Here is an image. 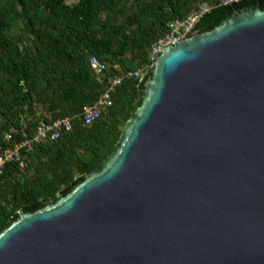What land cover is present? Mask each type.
Masks as SVG:
<instances>
[{"label": "water", "instance_id": "1", "mask_svg": "<svg viewBox=\"0 0 264 264\" xmlns=\"http://www.w3.org/2000/svg\"><path fill=\"white\" fill-rule=\"evenodd\" d=\"M144 103L67 197L0 235V264H264V11L154 60Z\"/></svg>", "mask_w": 264, "mask_h": 264}, {"label": "trees", "instance_id": "2", "mask_svg": "<svg viewBox=\"0 0 264 264\" xmlns=\"http://www.w3.org/2000/svg\"><path fill=\"white\" fill-rule=\"evenodd\" d=\"M204 3L216 8L197 26L210 32L235 12L264 0L222 6L221 0H0V153L34 136L41 120L71 118L58 140L35 146L25 168L9 164L0 176V235L21 214L57 203L79 187L119 142L123 127L144 103L153 76V46L169 25ZM106 65L98 77L91 58ZM143 70V81L124 79L113 105L86 126L82 113L114 79ZM11 136V139H7Z\"/></svg>", "mask_w": 264, "mask_h": 264}, {"label": "built area", "instance_id": "3", "mask_svg": "<svg viewBox=\"0 0 264 264\" xmlns=\"http://www.w3.org/2000/svg\"><path fill=\"white\" fill-rule=\"evenodd\" d=\"M242 1L243 0H221V4L222 6H233ZM215 8L216 6L210 3H204L198 10L191 13L187 19L172 22L169 25V32L165 37L160 39L151 50L153 61L156 57L161 55L165 49L177 46L180 42L199 34L196 32L198 24L206 16L211 14ZM90 66L96 76H104L106 72V65L104 63L93 57L90 60ZM145 76L146 72L139 70L136 72H128L124 77L114 79L111 83V87L102 94L98 102L84 109L81 115L84 124L86 126H91L101 117L102 110L113 105L112 92L124 79H138L143 81ZM71 128L72 120L68 117L50 121L41 120L34 136L27 137V133H25L23 134L24 140L14 143L12 148L0 153V176L4 174L6 167L12 163L20 164L21 168H25L27 166V154L32 152L35 146L56 141L65 131H69ZM7 139H11V136H7Z\"/></svg>", "mask_w": 264, "mask_h": 264}, {"label": "flooded vegetation", "instance_id": "4", "mask_svg": "<svg viewBox=\"0 0 264 264\" xmlns=\"http://www.w3.org/2000/svg\"><path fill=\"white\" fill-rule=\"evenodd\" d=\"M253 7V6H252Z\"/></svg>", "mask_w": 264, "mask_h": 264}]
</instances>
